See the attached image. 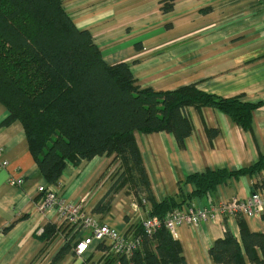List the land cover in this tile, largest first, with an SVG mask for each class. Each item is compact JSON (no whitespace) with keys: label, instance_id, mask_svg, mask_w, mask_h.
Returning <instances> with one entry per match:
<instances>
[{"label":"crops","instance_id":"crops-1","mask_svg":"<svg viewBox=\"0 0 264 264\" xmlns=\"http://www.w3.org/2000/svg\"><path fill=\"white\" fill-rule=\"evenodd\" d=\"M162 1L63 0V6L77 29L89 31L103 61L125 63L140 88L173 91L193 84L219 98L262 105L252 113L249 132L215 109L188 107L192 133L182 148L166 132L136 133L156 202L174 196L190 174L238 170L264 153V4L260 0H175L164 13ZM6 116L0 104V160L8 163L0 170V264H113L118 254L107 242V249L94 244L82 256L74 253L87 231L58 221L54 208L40 210L44 195L38 188H49L67 202L83 200L84 211L100 224L133 237L150 210L148 203H140L143 190L136 173L124 170L115 154H105L79 166L66 165L51 186L39 173L22 126L1 125ZM211 130L216 132L212 138ZM8 175L22 178L23 184L9 186ZM263 177L229 180L182 209L212 210L226 201L244 200L256 178ZM106 195L109 209L94 213ZM240 223L250 232L264 234L261 216L237 217L220 211L196 227L179 226L175 239L185 263L214 264L209 248L225 229L240 242ZM65 244L69 249L62 252ZM257 254L262 256L259 250Z\"/></svg>","mask_w":264,"mask_h":264},{"label":"trees","instance_id":"trees-1","mask_svg":"<svg viewBox=\"0 0 264 264\" xmlns=\"http://www.w3.org/2000/svg\"><path fill=\"white\" fill-rule=\"evenodd\" d=\"M174 1H162L164 13ZM0 104L7 111L1 125L22 126L39 173L49 185L57 184L66 165L79 166L115 154L124 170L136 173L143 190L140 203H148L149 216L160 220L229 180L264 176L263 153L245 168L190 174L174 196L156 202L136 133L166 132L182 148L192 133L188 107L215 109L249 132L252 113L262 104L219 98L193 84L173 91L140 88L125 63L103 61L89 31L75 27L63 0H0ZM208 135L212 138L216 132ZM258 190L264 192V177L256 178L251 193ZM108 197L95 206L94 213L109 209ZM261 217L264 220V213ZM133 237L140 239V246L128 257L116 255L113 264H186L180 244L166 229L146 236L139 225ZM104 244L98 248L107 249ZM67 249L65 244L62 252ZM208 255L214 264H264V234L250 232L240 223V242L225 229Z\"/></svg>","mask_w":264,"mask_h":264},{"label":"built area","instance_id":"built-area-1","mask_svg":"<svg viewBox=\"0 0 264 264\" xmlns=\"http://www.w3.org/2000/svg\"><path fill=\"white\" fill-rule=\"evenodd\" d=\"M260 1L264 4V0ZM7 165L6 160H0V170L5 169ZM7 184L12 187H20L23 184V179L8 175ZM38 192L44 195L43 202L39 208L40 210L54 208L58 221L73 228L87 231L88 234L74 246V253L77 256L86 254L92 245L99 243H110L116 254L126 257L130 256L132 251L140 246L139 238L127 237L122 231L109 227L108 225L100 224L91 215L86 213L83 208V200L78 203L67 202L59 198L56 192L44 186L39 187ZM216 211L230 216L259 217L264 213V192L258 190L251 193L244 200L233 199L223 202L212 210L192 206L185 209H175L169 212L162 220L149 216L140 222V227L143 235L146 236H151L160 228H164L175 238L179 226L196 227L202 221L212 220L214 212Z\"/></svg>","mask_w":264,"mask_h":264},{"label":"rangeland","instance_id":"rangeland-1","mask_svg":"<svg viewBox=\"0 0 264 264\" xmlns=\"http://www.w3.org/2000/svg\"><path fill=\"white\" fill-rule=\"evenodd\" d=\"M99 245H102V243H99Z\"/></svg>","mask_w":264,"mask_h":264},{"label":"bare ground","instance_id":"bare-ground-1","mask_svg":"<svg viewBox=\"0 0 264 264\" xmlns=\"http://www.w3.org/2000/svg\"><path fill=\"white\" fill-rule=\"evenodd\" d=\"M92 216V215H91ZM93 217V216H92ZM94 218V217H93ZM95 219V218H94Z\"/></svg>","mask_w":264,"mask_h":264}]
</instances>
